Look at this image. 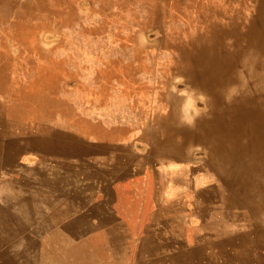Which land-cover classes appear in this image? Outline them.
<instances>
[{
	"label": "rangeland",
	"instance_id": "rangeland-1",
	"mask_svg": "<svg viewBox=\"0 0 264 264\" xmlns=\"http://www.w3.org/2000/svg\"><path fill=\"white\" fill-rule=\"evenodd\" d=\"M134 4L0 0L2 50L31 59L0 71L11 81H0V264H264V222L204 208L218 184L206 148L188 149L187 179L167 175L184 165H162L125 120L128 107L142 122L166 111L173 68L156 60L146 85L120 51L168 54L166 42L186 30ZM171 86L204 109L185 79ZM199 176L208 178L200 187Z\"/></svg>",
	"mask_w": 264,
	"mask_h": 264
},
{
	"label": "bare ground",
	"instance_id": "bare-ground-1",
	"mask_svg": "<svg viewBox=\"0 0 264 264\" xmlns=\"http://www.w3.org/2000/svg\"><path fill=\"white\" fill-rule=\"evenodd\" d=\"M134 7L153 22L176 16L186 30L166 42L172 49L168 54L120 51L125 66L146 85L155 78L156 60L164 63V69L173 68L160 95L166 111L156 109L142 122L139 111L128 107L125 120L139 124V137L149 141L162 165H184L165 170L179 179L188 175V149L204 146L206 163L218 179L207 191L209 204L204 208L230 210L260 225L264 222V0H170L169 6L150 8L135 0ZM22 54L13 57L0 45V71L13 70L15 63L30 58ZM0 73V81L11 82ZM174 78L185 79L193 93L204 97L203 110L190 105L193 94L174 91ZM205 179L196 178L199 187Z\"/></svg>",
	"mask_w": 264,
	"mask_h": 264
}]
</instances>
